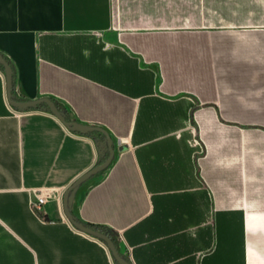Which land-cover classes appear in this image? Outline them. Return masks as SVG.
<instances>
[{
    "label": "crops",
    "instance_id": "crops-1",
    "mask_svg": "<svg viewBox=\"0 0 264 264\" xmlns=\"http://www.w3.org/2000/svg\"><path fill=\"white\" fill-rule=\"evenodd\" d=\"M0 52L16 96L112 138L68 206L130 264H264V0H0ZM99 142L0 69V264H118L62 206Z\"/></svg>",
    "mask_w": 264,
    "mask_h": 264
},
{
    "label": "water",
    "instance_id": "water-1",
    "mask_svg": "<svg viewBox=\"0 0 264 264\" xmlns=\"http://www.w3.org/2000/svg\"><path fill=\"white\" fill-rule=\"evenodd\" d=\"M0 65L3 67L4 79H5V89H6V96L8 99V103L10 106L15 107L16 109L20 110H28L31 108H37L40 104H45L48 110L56 116L70 131H77L82 134H89L94 131L101 132L105 136V140L100 141L99 143L103 147V152L100 154L103 155L105 151H107V157L101 163L95 164L94 166L90 167L88 170L84 171L80 174L76 179H74L67 187L64 188L62 194V206L64 215L67 220L78 230L92 235L102 241H104L111 251L114 260L118 264H130L124 257H122L112 239L109 237L108 234L98 230L93 229L84 225L82 222L77 221L76 218L72 215L69 210V198L73 190L78 187L81 183L85 182L92 176L104 171L110 164L113 156H114V149H113V141L110 135L102 128L93 125H85L77 122H69L66 120V115L63 110H60L56 103L50 98H39L33 100H24V101H17L12 98V68L5 60L4 56L0 53Z\"/></svg>",
    "mask_w": 264,
    "mask_h": 264
},
{
    "label": "trees",
    "instance_id": "trees-1",
    "mask_svg": "<svg viewBox=\"0 0 264 264\" xmlns=\"http://www.w3.org/2000/svg\"><path fill=\"white\" fill-rule=\"evenodd\" d=\"M1 54L4 56L5 60L8 62V64L12 68V91H11L12 98L14 100H17V101L28 100V99H25L24 97H18L14 94L13 86L15 84V79H16L15 67H14L13 62L10 60V58L8 56L4 55L3 53H1ZM0 69L3 71V67L1 65H0ZM37 108H44L45 110H48V108L45 104H40ZM89 135L93 136L94 138H96L97 140H100V141L105 140V136L101 132H98V131L91 132V133H89ZM106 157H107V151H105V153L99 157L97 164L103 162ZM83 224L88 226V227H91L93 229H98V230L102 231L101 228L93 226L90 223H83Z\"/></svg>",
    "mask_w": 264,
    "mask_h": 264
},
{
    "label": "built area",
    "instance_id": "built-area-1",
    "mask_svg": "<svg viewBox=\"0 0 264 264\" xmlns=\"http://www.w3.org/2000/svg\"><path fill=\"white\" fill-rule=\"evenodd\" d=\"M4 93H5V99L8 102L7 96H6V89H5V79H4ZM196 144L199 147L198 155H200L203 152V146L199 141H195ZM199 156L194 157V160H197ZM48 195L47 189H35L32 193V199L30 200V205L34 211L39 212L41 209L42 204L44 203L46 196Z\"/></svg>",
    "mask_w": 264,
    "mask_h": 264
}]
</instances>
